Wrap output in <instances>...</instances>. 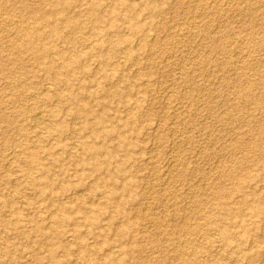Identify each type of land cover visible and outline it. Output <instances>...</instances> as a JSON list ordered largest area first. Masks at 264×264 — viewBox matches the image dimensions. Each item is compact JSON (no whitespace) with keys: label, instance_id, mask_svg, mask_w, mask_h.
Segmentation results:
<instances>
[{"label":"rangeland","instance_id":"1","mask_svg":"<svg viewBox=\"0 0 264 264\" xmlns=\"http://www.w3.org/2000/svg\"><path fill=\"white\" fill-rule=\"evenodd\" d=\"M54 1L0 0V264H264V0Z\"/></svg>","mask_w":264,"mask_h":264},{"label":"bare ground","instance_id":"2","mask_svg":"<svg viewBox=\"0 0 264 264\" xmlns=\"http://www.w3.org/2000/svg\"><path fill=\"white\" fill-rule=\"evenodd\" d=\"M67 0H56V1H54L53 2V7L54 8H57L58 6H62V7H66L67 5H66V2ZM210 4V3H209ZM209 4H208V6H209ZM194 7H196V6H194ZM193 10V9H192ZM244 10V9H243ZM53 11L54 10H52V11H50V13H43V12H39V15L37 16V19H39V20H45L46 22H50L51 23V25H52V28H51V31L52 32H55V30L57 29V25L56 24H54L55 22H51L52 21V16H53ZM91 17L95 20V21H97V20H99V17H98V15H94V14H92L91 15ZM245 17V16H244ZM36 31H39L38 29H36L35 30V32ZM38 33V32H37ZM176 34H177V32H176ZM194 34V33H193ZM166 36V35H165ZM164 37V36H163ZM163 39V38H162ZM205 40V39H204ZM35 54L37 55L36 56V58L37 59H39L40 57H39V52L37 51V52H35ZM208 54V53H207ZM246 54V53H245ZM190 56V55H189ZM69 59H70V62L71 61H77L78 59H79V55H77V54H70L69 55ZM190 60V59H189ZM184 61V60H183ZM181 65V64H180ZM50 72V76L51 77H53V79H58V78H60V76H62V75H60L59 73H58V71H56V70H54V71H49ZM207 77V76H206ZM60 81V80H59ZM188 83V82H187ZM171 88V87H170ZM191 89V88H190ZM189 89V90H190ZM189 93H191V92H189ZM40 96V95H39ZM41 114V113H40ZM36 117V116H35ZM193 117V116H192ZM22 134V133H21ZM188 135V134H187ZM179 138V137H178ZM187 141H189V140H187ZM213 142V141H212ZM211 148V147H210ZM29 162L31 163V165H34V164H36V162H37V156H36V154H33L32 156H30V160H29ZM177 164V163H176ZM174 166V165H173ZM168 172V171H167ZM26 177H27V181H29V182H32L33 180H32V177L29 175V174H27L26 175ZM243 180H239L238 182H236V183H234V190H237V191H241V189L243 188V183H244V181H245V179L244 178H242ZM154 182V181H153ZM205 186V185H204ZM233 186V185H232ZM151 189V188H150ZM220 192V194H221V198H228V193L227 192H225V191H223L222 189L219 191ZM76 194V193H75ZM12 195H13V193H12ZM247 194H245V193H242L241 194V196H240V201H242V202H245L246 201V198H247V196H246ZM146 205V204H145ZM193 210V209H192ZM66 211H64V213H63V219H68L69 218V216L65 213ZM124 230V229H123ZM189 230H191L192 232H197V230H198V228L197 227H194V228H189ZM177 233H179V232H177V231H175V232H171V235H174V234H177ZM58 235V234H57ZM210 235V234H209ZM221 235L223 236V237H225L226 236V231H221ZM212 236H214V235H212ZM194 250V249H193ZM179 253H181V250H179L178 251ZM52 260H53V263L54 264H56V263H58L54 258H52Z\"/></svg>","mask_w":264,"mask_h":264}]
</instances>
